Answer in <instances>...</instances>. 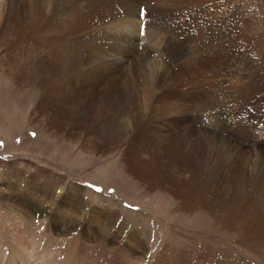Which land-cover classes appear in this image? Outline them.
<instances>
[{
  "label": "rangeland",
  "instance_id": "rangeland-1",
  "mask_svg": "<svg viewBox=\"0 0 264 264\" xmlns=\"http://www.w3.org/2000/svg\"><path fill=\"white\" fill-rule=\"evenodd\" d=\"M74 1L78 2L77 6ZM140 1L138 0L139 3ZM166 1L170 5L169 8H180L181 12L170 17L161 13L162 18L173 24L169 26L173 32L180 31V25L184 24L183 19H188L195 8L208 7L212 3L211 0H178L172 1L171 4ZM235 1L239 5V15L244 18V23L237 26L246 36H243L242 43L233 46L235 51L226 46L222 47L221 51L226 53L228 50L227 53L229 52L233 59L240 52L243 73L253 76L255 81L252 83L255 84L264 73V0ZM45 2L46 0H37L33 14L23 12L14 15L12 23L7 24L5 1L0 0V264L93 263L91 255L98 258L99 255L107 254L106 250H92L94 243H89L94 237V233L91 235L95 229L94 224L103 221L110 230L108 238L112 241L111 248L122 242L129 256L131 253L135 258L133 261H123L125 264H157L158 259L172 248L182 247L190 248L194 264H200L199 259H196L198 253L205 254V260L213 264H264V224L258 220L263 212L260 209L262 197L250 180L245 179L249 187L240 188L241 182L238 178L241 176L231 175L230 179H224L223 182V178H220L218 187L213 185L210 188L209 183H206L198 194L188 196L185 188L181 190L184 184L180 177L187 172L172 167L164 170L165 165H156L159 158L156 140L160 136L155 126H130L131 134L136 132V135L133 136L134 140L128 137L123 144L112 143L111 140H100V143H97L96 135L102 124L79 125L80 121L76 116L79 111H71L70 106L62 101L66 98L65 95H70L71 98H77L91 106L97 96L93 87L83 82L80 88L74 89L71 86L72 90L66 92V89L61 88L63 79H60L57 73L49 77L41 71L48 61H44L46 59L34 50L33 45L44 52L48 47L50 51L47 60L57 61L58 67L64 71L68 68L67 62H71L68 52L71 49L78 52L85 36L98 38L92 49L107 50L109 53H117L120 46L118 39L123 41L122 50L130 55L128 59L124 55L123 66L136 64L133 59L137 60L139 54L145 51V43L140 39L137 43V36L132 40L119 37L123 20L128 21L136 16L129 18L121 15L123 12L119 14L118 9L123 8L128 0H99V3L109 5L111 9L108 10L107 7V11L101 13L102 17L92 20L93 24L86 28L80 24L83 15L85 16L84 0H55L51 14L54 21L50 25L52 32L44 31L45 20L50 16L45 12ZM148 2L152 3L147 4L149 22L146 25V34H149L144 37L147 40H155L157 35L159 46L163 43L164 34H158L159 29L155 31L153 27L156 24V9L149 12L152 6L162 5L164 0H145L143 3ZM231 5L232 0H215L210 7L219 6L221 10L218 11L223 16L224 11L226 13ZM108 11L118 13L111 15ZM76 13L81 14L75 16ZM136 18L139 24L133 30L135 35L140 36V28H137L141 19L139 16ZM5 24L7 25L2 27ZM196 30L193 29L197 32ZM121 36L123 38V35ZM176 37H180L181 42L185 39L183 36ZM194 38H201V33H196ZM140 45H143L142 49L138 47ZM189 47L193 49L194 45L190 44ZM152 49L147 50L148 56ZM154 51L157 54L152 53L150 56L153 62L159 63L158 65L169 64L168 58L163 57L161 51ZM105 57L108 58V55ZM182 59L184 60L185 56ZM222 59L224 57L214 56L210 61V68L213 63L222 62ZM207 61L205 57V62ZM90 66H94L93 70L96 72L100 69L112 72L116 68L114 63H109L106 68L93 64ZM137 68L139 67H136L135 76L139 78H136L133 86L144 84L147 91H153L155 88H150L151 80H148L146 71L141 73ZM174 70L179 71L177 65H174ZM116 78L118 79V75L103 76L98 82L109 86L116 82ZM85 81L89 82V78ZM251 88L250 85L247 89ZM180 90L184 98H192L193 94L186 85L181 86ZM212 98L210 95V99ZM133 99L132 103L138 108L142 102L139 90ZM91 111L92 108L90 114L96 120L97 114ZM257 113L259 111L253 110L251 114L254 117L246 120L236 110L233 114L229 112L227 119L223 115L222 120L218 122L224 139L235 147H240L239 151L248 149L254 154L255 151L264 152V117L258 116ZM145 114L146 112H137L138 120L141 121ZM191 115L194 123L198 117L207 116L199 115L197 111H193ZM224 122L232 129H227ZM258 124L262 126L258 128ZM255 128L258 130H254ZM227 130L230 133H225L224 136ZM138 136H142V141L135 140ZM106 137L105 135L104 138ZM157 168L161 170L158 171ZM202 177L206 178V175L203 174ZM208 178L210 179L209 176ZM185 186L187 187V184ZM250 188V193L245 192ZM115 221L119 228H110L111 222ZM13 226L14 229H11ZM253 231L256 232L254 241L257 243L244 242L241 235ZM15 234L21 239H27L30 249L26 250L20 246L13 237ZM101 234L102 231L100 236ZM70 257L72 259L69 261ZM108 257L112 260H109L111 264L120 263L117 253L114 252Z\"/></svg>",
  "mask_w": 264,
  "mask_h": 264
},
{
  "label": "bare ground",
  "instance_id": "bare-ground-1",
  "mask_svg": "<svg viewBox=\"0 0 264 264\" xmlns=\"http://www.w3.org/2000/svg\"><path fill=\"white\" fill-rule=\"evenodd\" d=\"M4 1H5V13L7 14V22H6L7 24L12 23L13 21L12 19L14 15L17 16L23 12L25 14H33L35 8L37 7V0H4ZM54 1L55 0H46L45 2V12L47 14H50V16L47 17L45 20L46 22V26L44 30L45 32L51 31L50 25L54 23V21L51 18L52 6ZM144 1L145 0H143V2ZM168 1L171 4L172 1H178V0H168ZM207 1L209 2L210 0ZM211 1L212 3L210 2L211 4L208 7L195 8L193 12L189 14V17H192L191 19H189V17L188 19L187 17L184 18L183 19L184 24L180 25L182 28L180 29L179 32H173L169 29L170 24L166 19L162 18L161 13L164 14L166 17H170L174 13L178 15V13L180 12V8L179 9L169 8L170 5L167 4L166 0H164V2H161L162 5L159 4L157 7L152 6L149 13H151L152 10L156 9L154 11L156 12L155 17L153 15L156 24L153 27H155L156 29L155 31L159 29L158 34L160 33L164 34V40H162L163 43L159 44L158 46L156 39L157 35H155V40L154 39L147 40L145 39V37L141 38V35L139 36V34L135 35L133 30L134 27H137L139 24L136 17L141 14L143 8L146 9V13H147L148 12L147 4L152 5V3L151 2L143 3L141 1L139 3L138 0H128V3L123 8L118 9L119 14L123 12L124 14L121 15L129 16V18H131V16L133 15L136 16L134 17V19H129L128 21H125L126 19L123 20V23L120 24L121 29L119 31V37L125 40H132L135 39V36H137V40H136L137 43H139L138 39L142 40L143 43H145L144 44L145 51L142 54L138 53L139 54L138 58L140 59L138 58L137 60L133 59V61L136 64H130L128 67L123 66V58L124 55L125 58L129 57L130 55L128 54L127 51L124 52L122 50L123 41L119 39L118 42H120V44L119 43L117 44H119L120 46L117 53H113L112 51L111 53H109L107 50L95 51L94 49L91 48L94 47L93 44L96 42V39L98 40L97 37L95 36L83 37V39L81 40V44H82L81 49L78 52L76 50L73 52L74 49H71L70 52H68L71 58V62L70 64L69 62H67L68 68H66V70L64 71H62L59 68L60 66L58 67L57 61L54 62V60L51 59L47 60L50 51L48 47L45 49L44 52L43 49L41 50L35 45L33 46H34V50L38 51V54H40L42 57H44V59H46L44 61H48L47 63H45V66L43 67V70L41 69V71L47 74L49 77H52L53 74L57 73L59 78L63 79L61 81L62 82L61 88L66 89L65 90L66 92H69L70 89L72 90V88H70L71 86H73L74 89H78L81 86H83L82 83L85 82L86 84H90L93 87V91L97 93L96 94L97 96H95V100L91 104V106H88L85 102H82L77 98L74 99L71 98L70 95L64 94L66 98L62 100L68 107L70 106V110L74 109L79 111V114H76V116H78V119L80 121V122L78 121L79 125L85 124L87 126L88 125L90 126L91 123L92 126L93 124H102V127L99 128L100 130L98 129L99 130L98 133L96 132L97 143H100L99 142L100 140L102 141L111 140L112 143L118 142L119 144L121 143L123 144L128 137H130V140L132 139L134 140L133 136L136 135V132L131 134L130 132L131 130H129L130 126L133 125L139 127H145L147 125L155 126L156 132L160 136L156 140L157 157L159 156L156 165L157 166L165 165L164 170H168L169 168L172 167L175 170L178 171L183 170L187 172L183 176L180 175L182 182L184 184L181 190L185 188V190L188 192L187 195L193 196L195 195V193L198 194L201 188L203 187V185H206V183H209L210 188L213 185H216L218 187L219 186L218 182L220 178H223L221 181L223 182L224 179L227 180L230 179L231 175H239L241 176L238 178L239 181L241 182L240 188H247L250 186L247 184V181L245 180L247 179L250 180V182H252V185L256 186V190L260 192V196L262 197V203L260 209L263 212L262 215L259 216L260 218L259 219L256 218V219H258L259 221L262 222V224H264V152L255 151L254 154L251 150L248 149L239 151L240 147H235L233 144L228 142L227 139H224L222 135V128H219L220 124L218 123L221 117H223V115L225 119H227L229 116V112H232L233 114V111L236 110H238V112L246 120H251L254 117V115L251 114L253 113V110L259 111L257 115L260 117H264V73L262 76H260V78L257 79V82L253 84L252 82L255 81L253 76L249 74L246 75L245 73H243L244 70H242L240 52L237 53L238 58L236 57L235 59H233L232 56H230L229 52L227 53L228 50L226 51V53L225 52L223 53L221 51L223 49L222 47L226 46L233 48V46L242 43L243 40L242 38L243 36L246 35L245 33L240 32L237 25L238 24L242 25V23H244V18H242V16L239 15L240 12L239 5L235 0H232V5L230 6V8L228 7L226 13L224 11L223 16L220 14L221 12L219 13L218 11L219 9L221 10V8L219 7L220 5L216 8L214 7L212 8L210 6L214 3L215 0L214 1L211 0ZM220 1L222 0H218V2ZM74 4L77 6L78 2L74 1ZM84 4H86L83 12L85 13V16L83 15L82 22L80 24H82L83 27L85 28L93 24L92 20H96L102 17L101 13L103 11H107L106 10L107 7L108 10L111 9L109 5L106 6V4L104 3H99V0H84ZM91 4H94V6H91ZM138 5H140V7H138ZM65 10L63 9V11ZM158 10H162V11H158ZM185 12L184 14H186ZM107 13L113 15V14H117L118 12L108 11ZM80 14L81 13H76L75 16H78ZM7 24H5L2 27H5ZM140 26H141V22L139 27L137 28L138 30ZM53 27L55 26L53 25ZM57 28L59 29L60 27ZM194 28L197 29L196 30L197 32L193 31ZM196 33H201V38L195 39L194 36L196 35ZM148 34L149 33L146 34V37ZM165 34L167 35V38H165L166 36ZM121 35H123V38ZM176 35L185 37L184 41L181 42V40H179L180 37L177 38ZM153 36L151 37V39L153 38ZM190 44L194 45L193 49H190L189 47ZM47 45H50V43H47ZM128 48H130V46H128ZM151 48H153L152 49L153 54L156 53L154 49L157 52L161 51L163 57L166 56L168 58L167 60H169L168 63L170 65L169 64L158 65L159 63L157 64V62L156 63L153 62L152 57H150L152 56L151 55L152 53L150 52V55L149 56L147 55L148 53L147 50ZM233 51H235V49ZM162 54H160V56ZM105 55H108V58L110 59H108L107 57L104 58ZM210 55L212 56L211 60H210ZM216 55L222 56L224 57V59H222V62L213 63V67L210 68L209 66L210 61H212L214 56ZM183 56H185L184 60L182 59ZM205 57L208 60L207 62H205ZM228 62H232V63L229 64ZM109 63H114V65L116 66V68L112 72H106V71L104 72L101 69L96 72L93 70L94 66H90V64H93L96 67L101 66L102 68H106ZM174 65H177L179 69L178 72H176L177 70L176 71L174 70ZM136 67H139L137 69H139L141 73L144 70L146 71L145 74L148 77V80H151L150 88L152 90L155 88L153 91H147V89H145L144 84L133 86V83H135L134 81L136 80V78H139L138 76L137 77L135 76ZM111 75L113 76L118 75V79L116 78L117 80L115 83H112L111 85L108 86L102 84L101 82H98V80L103 76H111ZM88 78H89V82H86L85 80ZM184 85H186L189 92L193 94L191 99L188 98L187 96L185 97L186 99L183 97L180 89L181 86ZM250 85L252 86V88L249 90L247 88ZM177 86L178 88L176 89L175 87ZM137 90H139V93L142 96V102H140V106H138V108L137 107L135 108L134 104L132 103V100H134L133 98ZM206 94H208L209 97H207ZM210 95H212L213 97L212 99H210ZM239 101H241L242 103L239 104L238 103ZM90 108H92V111H94L95 114H97V118H95L96 120H94L93 117H91ZM242 109H248L250 111H246ZM136 111L138 113L146 112V114L144 115L141 121L138 120ZM193 111H197L199 115L204 114L207 116L205 118H201V116L198 117L196 122L194 123L191 115ZM224 124L227 129L229 130L232 129V127L229 126L226 122H224ZM254 130L257 131L258 129L255 128ZM225 133H230V131L228 130L225 131L224 136ZM105 135L107 136L106 138H104ZM254 135L255 134L253 133V136ZM140 137L142 136L135 137V140L140 142L141 140ZM158 169L161 170V168H157V170ZM203 174L206 175V178L202 177ZM208 176L210 177V179L208 178ZM167 177L168 176H166V178ZM163 179L164 177H162V180ZM186 184L187 187L185 186ZM250 190L251 188L245 190V192L248 191L250 193ZM28 219H26V223H28ZM261 226L263 227V225ZM94 227H95L94 231L99 229L100 230L99 232H94L92 230L91 235L94 233V237L89 241L90 244L94 243L92 250L94 251H98L101 249L106 250L107 254L102 256L99 255L98 258L96 255H91L93 263L88 262V264H109V263L111 264L110 261L112 260H110L108 256L113 254L114 252L117 253L118 260L120 261V263H115V264H125L123 261H128L129 259L130 261L135 260V258L132 256L131 253L129 256V254L125 251V246L122 244V242H118L117 244H115L114 248H111L110 244H112V241H110L108 238V236L110 237V235H108L110 234L109 233L110 230L108 229V225L106 224L105 221L94 224ZM116 227L119 228L117 221L111 222L110 228L114 229ZM11 229H14V226ZM29 230H31V228ZM100 231H102L101 236H100ZM255 234L256 232L253 231L241 235V237L244 240V242H248L249 244L250 243L255 244L257 243L256 241H254L256 240L254 238ZM13 237L15 240L18 241L20 246H23V248H26V250H28L29 241L27 239H21L17 234L13 235ZM198 244L201 245L200 242ZM66 254L68 253H65V255ZM191 254L192 251L190 250V248H183V247L172 248L169 252L165 253L163 256L161 257L159 256L160 258L158 259L157 264H194ZM204 255L201 253H198V256L196 255V259L197 258L199 259L200 264H213L205 260L206 257H204ZM71 257L69 261L72 259Z\"/></svg>",
  "mask_w": 264,
  "mask_h": 264
},
{
  "label": "built area",
  "instance_id": "built-area-1",
  "mask_svg": "<svg viewBox=\"0 0 264 264\" xmlns=\"http://www.w3.org/2000/svg\"><path fill=\"white\" fill-rule=\"evenodd\" d=\"M170 25H171V24H170ZM170 25H169V26H170Z\"/></svg>",
  "mask_w": 264,
  "mask_h": 264
}]
</instances>
